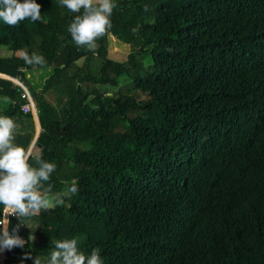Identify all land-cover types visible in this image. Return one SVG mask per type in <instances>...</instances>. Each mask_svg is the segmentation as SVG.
I'll use <instances>...</instances> for the list:
<instances>
[{
	"label": "trees",
	"instance_id": "16d2710c",
	"mask_svg": "<svg viewBox=\"0 0 264 264\" xmlns=\"http://www.w3.org/2000/svg\"><path fill=\"white\" fill-rule=\"evenodd\" d=\"M36 2L45 22L0 21V74L36 115L0 77V116L20 123L19 144L36 117L29 163L56 165L51 194H78L25 221L2 264H46L74 237L103 264H264V0H114L95 51L74 44L59 0ZM108 35L124 60L107 57ZM50 68L39 90L24 78Z\"/></svg>",
	"mask_w": 264,
	"mask_h": 264
},
{
	"label": "clouds",
	"instance_id": "9594fccd",
	"mask_svg": "<svg viewBox=\"0 0 264 264\" xmlns=\"http://www.w3.org/2000/svg\"><path fill=\"white\" fill-rule=\"evenodd\" d=\"M59 3L75 14L67 28L74 44L95 51L97 41L112 27L110 18L117 7L114 0H59ZM25 20L45 22L41 17V5L36 0H0V21L16 27ZM20 57L30 66L46 63L45 57L35 52L29 54L22 50ZM17 127L10 117L0 116V211L3 213L0 217V253L23 249L27 241L18 233L21 226L28 227L25 221L64 205L67 199L78 194L75 183L57 194H51L50 188H45L56 165L40 156L35 157L34 165L29 163L30 154L14 143ZM11 216L18 223L10 228ZM79 245L80 241L75 237L55 241L46 264H103L98 248L85 254ZM25 258L31 259L32 264H41L29 253Z\"/></svg>",
	"mask_w": 264,
	"mask_h": 264
},
{
	"label": "rangeland",
	"instance_id": "374dc122",
	"mask_svg": "<svg viewBox=\"0 0 264 264\" xmlns=\"http://www.w3.org/2000/svg\"><path fill=\"white\" fill-rule=\"evenodd\" d=\"M3 48L0 47V55L3 54ZM128 53V45L127 44H123L120 41L114 39H111L110 36H107V46H106V55L108 58L113 59V60H117V61H122L124 60L126 54ZM81 59L78 60V63H81ZM47 67H43V68H37L36 70H42V69H46ZM51 72V68L49 71H47L46 75H40L38 76V80H40V82L36 83L35 80L37 77L32 76V75H26V71L24 72V78L26 79L28 85L34 89V90H39V88L41 87L43 80L49 75V73ZM39 73H37L38 75ZM43 76V78H42ZM34 78V79H32ZM20 84V83H19ZM23 85V84H22ZM23 88H26V92L28 93V96L31 98L30 95V91L29 88L26 85H23ZM46 99L51 102L52 101V96L50 94H46ZM34 104V102H33ZM35 108V107H34ZM31 113H33L31 111ZM36 115V113H35ZM33 115V116H35ZM36 149V147H33V151ZM38 151V150H36Z\"/></svg>",
	"mask_w": 264,
	"mask_h": 264
},
{
	"label": "crops",
	"instance_id": "0c3cea01",
	"mask_svg": "<svg viewBox=\"0 0 264 264\" xmlns=\"http://www.w3.org/2000/svg\"><path fill=\"white\" fill-rule=\"evenodd\" d=\"M4 76L5 75L0 74V77H3L4 78ZM32 102H33V100H32ZM32 123H33L32 124V126H33L32 127L33 128V132H32L31 137L28 138V140L26 142H24L23 144L17 143V139L16 138H15V141H14V143L17 144V145H19L20 147H22L27 154H32V153L34 154V153H37L39 151L37 148L33 151V147H35V145H34L35 140H36V138L38 136V133L40 131L39 124H38V120H37L36 117H35L34 121L32 120ZM19 124L20 123H17V126L18 127H17L16 130L20 129L19 128V126H20ZM23 128H25V126ZM36 150H38V151H36Z\"/></svg>",
	"mask_w": 264,
	"mask_h": 264
},
{
	"label": "built area",
	"instance_id": "2783aa9c",
	"mask_svg": "<svg viewBox=\"0 0 264 264\" xmlns=\"http://www.w3.org/2000/svg\"><path fill=\"white\" fill-rule=\"evenodd\" d=\"M20 82V81H19ZM21 83V82H20ZM15 84V83H14ZM22 84V83H21ZM15 85H17V86H19V88H20V90H21V92H20V96L22 97V98H24L25 99V102L23 103V104H21L20 105V108L22 109V110H24V111H28V110H30V112H31V110H32V108L34 109V111H35V113H36V110H35V108H34V104H33V102H32V99L28 96V93L26 92V90L23 88V86L22 85H20L19 83L18 84H15ZM32 104V105H31ZM2 215H3V213H2V211H1V213H0V217H2ZM11 218H14V216H11V217H9V219H11ZM2 260H3V253H0V264H2Z\"/></svg>",
	"mask_w": 264,
	"mask_h": 264
},
{
	"label": "bare ground",
	"instance_id": "6f19581e",
	"mask_svg": "<svg viewBox=\"0 0 264 264\" xmlns=\"http://www.w3.org/2000/svg\"><path fill=\"white\" fill-rule=\"evenodd\" d=\"M4 78L7 79V80H10L12 83H15V84L20 83L19 80H18L17 78H15V77H11V76L5 75ZM20 85H22V84L20 83ZM22 86H23V85H22ZM24 89L26 90V88H24ZM26 91H27V90H26ZM31 105H32V104H31ZM31 111L35 114V111H34L33 108H32Z\"/></svg>",
	"mask_w": 264,
	"mask_h": 264
}]
</instances>
